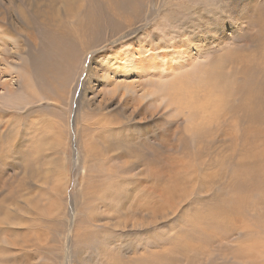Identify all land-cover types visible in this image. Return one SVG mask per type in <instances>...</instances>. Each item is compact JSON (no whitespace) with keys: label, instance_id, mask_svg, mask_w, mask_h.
<instances>
[{"label":"rangeland","instance_id":"1","mask_svg":"<svg viewBox=\"0 0 264 264\" xmlns=\"http://www.w3.org/2000/svg\"><path fill=\"white\" fill-rule=\"evenodd\" d=\"M38 1L0 0V175L8 184L15 176V182L24 181L17 185L19 191L13 186L16 199L9 200L14 205L6 200L4 206L30 204L19 212L11 206L10 231L4 225L8 214L0 213V223L7 220L0 224V247L8 248L0 249V263L76 264L77 253L81 264H147L150 259L155 264H264V120L256 117L251 130L233 126L225 144L213 137L222 131L211 123L202 126L201 148L191 138L184 140L186 123L158 95L166 80L159 74L174 58L169 47L187 48L172 44L165 34L154 41L149 32L157 18L130 30L116 31L106 23L95 35L82 34L73 19L83 21L80 13L96 0L56 1L59 10L52 12L49 7L57 9L56 3ZM258 3L264 6V0ZM42 7L50 13L44 15ZM207 8L225 22L219 34L226 33L230 41L208 43L204 37V49L188 48L194 57L184 71L199 64L205 69L226 50L235 52L236 45L245 44L243 33L258 30L249 27V19L217 14L222 8L217 3L204 0ZM19 9L38 23L28 25ZM35 11L45 20L72 19L62 26L73 31L72 41L78 43L67 45L71 58L48 80L35 61L49 44L47 27ZM119 19L127 18L123 14ZM159 27L154 30L160 32ZM190 42L200 43L195 38ZM157 43L164 48L156 49ZM241 52L250 65L235 63L232 68L242 72L237 77L233 70L225 73L226 80L239 84L251 71L247 67L262 60L250 45ZM173 73L163 75L172 80ZM259 78L264 85V71ZM230 95L241 102L235 91ZM253 105L264 114L260 100L248 107ZM217 112L220 120L229 104ZM138 196L154 209V218L147 211L128 210L141 204Z\"/></svg>","mask_w":264,"mask_h":264},{"label":"bare ground","instance_id":"2","mask_svg":"<svg viewBox=\"0 0 264 264\" xmlns=\"http://www.w3.org/2000/svg\"><path fill=\"white\" fill-rule=\"evenodd\" d=\"M56 1L57 2L64 1L65 3L67 1L70 2L73 0H70V1L69 0H52L50 3L54 5ZM108 1L111 3V5L109 4L111 9L109 8L106 0H96L95 4L92 0H90V2H93L91 3V5H94V6L93 7L88 6V8H86L85 10L83 9L84 11L82 10L83 12L80 14H82L81 18L83 19V21H79L78 19H73L77 22L78 28L82 32V34L90 33L92 35L93 34L95 35L99 31H103V29H105L104 24L106 23H109V24L112 23L113 28L117 29L116 31L128 30V29L130 30L132 28L134 29L135 25L137 26L138 24L139 25L145 24L148 21V19L153 18V21H155V18H157L155 22V26L151 28L149 32V34L151 33L154 36V39L153 38L152 39L154 41L157 39L160 41L164 38L163 36L165 34L171 37L172 44L174 45L179 44L180 48H187L186 51H181V50H177L175 47H169L170 49H172V55H174V58L171 56L172 62L170 63V66L166 68L164 71L161 70L162 73L159 74L161 78L165 76L166 80L164 84L159 87V95H158L159 99H167L166 106H171L172 110L173 108L178 110V116L181 119L183 118L182 120L186 123L184 127V131L188 133V137H184V140L186 138H191L192 141L197 142L198 144L196 145H199L201 148L202 146H204V142H205L204 141V135H205L204 128L202 126L206 127V123H211V124H214V126L219 131H222L221 135H220V132H218L219 134H215L213 137H215L216 135L219 136L220 138L223 139V141H221L222 144H225L229 140V137L226 139L227 137L226 135L230 134L229 130L233 126L241 125L244 129L246 128L245 130H251L254 128L253 125L250 123L251 121H254L258 118H261L264 120V114L262 110H259L261 112L256 113L254 110L255 105H253L252 107H248L249 105H252L254 101L256 100H260V106L264 104V92H263L264 85H263V81L259 78V74H261L264 71V66L262 65L264 63V19L263 18L260 19V13L264 11V6L261 3H258V0H222V2L217 3L222 6L219 13L217 14L224 15L227 13L229 16H235L233 18L234 19L237 18V20H240V21L249 19L248 21L249 27L255 26V27H258V30L256 31V33H252L251 29L250 31H246L245 33H243L241 37L245 39L246 43L245 44L243 43L242 45H236L234 48L235 52L232 51L231 49L226 50L214 62L211 61L210 64H208V66L205 69H204V65L199 64L195 66L194 68H192L191 70H187V71H184V67L185 65H189L190 61L194 57V54L192 52H187L189 47L193 49L196 45L198 48L201 47V49H204V37L207 39L208 43H211L212 41L216 42L218 41V39H222L223 42L230 41L226 33L219 34L221 33V27L224 26L225 22H218L217 18H215V16H212V14H214V11L212 9L207 8L204 11V0H147L146 7H144V4H143V2H145L146 0H108ZM149 1L153 3V7L149 5ZM41 2L38 1L37 3L41 4ZM48 2L46 3L43 1V3H45L46 6H49L47 5ZM67 7H68V12L70 14L71 13V10H69L70 6H67ZM42 8L45 9L44 11L46 12V8L44 7ZM43 9H42V12H43ZM49 10L50 12L59 10L58 4H57V9L52 8L51 6L49 7ZM50 12H46V13L43 12V13L44 15H46L47 13H50ZM36 13L37 12L35 11V15L38 14ZM19 14L23 15V17L26 18L28 25H30L31 27L38 23V21H36L37 23H35L32 20L30 21V19H28V16H26V12L23 9H19ZM123 14L125 15L127 19H123L122 21L119 18H121ZM39 15L40 14L36 16V19H40L39 22H41V24L47 27L44 29H46V33L49 36V41H47L49 44L48 45L46 44V46L43 48L45 50L42 52V54H40L41 59H39L38 61V59L36 58L35 61L38 62L37 68H38V72L40 73L41 77L47 78L48 80L49 78L53 77L54 73L58 72L59 69H62L60 68V63H62L63 60H68L71 58V52L67 48V45L78 46L77 45L78 43L72 41L74 38V35L72 34L73 31L71 32L63 28L62 25H63L64 19L45 20L43 14H42L43 18L42 16L40 17ZM66 17L68 20V19H71L69 17H72V16L68 15ZM70 21H72V19ZM70 21H66V22H70ZM156 25L160 26L158 29L160 30V32H157L154 30ZM101 28L103 29L101 30ZM211 30L216 31L218 34H210ZM194 38L200 43L197 42V44H193L192 42H190ZM95 40L98 41V39H95ZM95 40H92V41L95 42ZM79 43L81 44V40L79 41ZM149 43H150L149 44L150 46L153 45L151 41H149ZM90 44H92V42ZM129 44L130 42L126 43V45H129ZM248 45L254 48V52L256 51L255 53L259 55L260 57H262V60H257V62L253 64V66L247 67V69H250L251 71L247 73L244 76V78H242L243 80L242 83L240 84L237 83L233 78L226 80V74L231 70L235 71L234 74L232 75L233 77L239 76L240 73L242 74L241 71L238 72L235 68H232L233 65H235V63L237 62H239L240 64L249 63L250 60L247 58V60H249L247 61L246 57H244L241 52L242 49L248 48ZM163 48L164 47H162L161 44L157 43L156 49L159 50ZM154 49L155 48H153L152 50L153 52L155 51ZM197 52L199 53V51ZM73 57L74 56L72 55V58ZM156 58L160 59L159 57H156ZM71 60H74V59H71ZM40 61H41V64H40ZM247 65H250V63ZM159 68H161V65H159ZM169 71L174 72L173 76L175 77L172 80L170 79L169 74L163 75V72L167 73ZM177 71H180V72H177ZM212 71L216 72L213 76H211ZM62 73L63 72L61 71L60 74L62 75ZM58 77L60 76L58 75ZM64 77L67 78L68 74L65 73ZM209 77H212L213 79H210ZM220 79H221V83H219ZM219 84H222V85L219 87H216ZM9 86L10 85H8V87ZM232 91H235L237 93L238 97L241 99V102L232 98V95H230ZM219 92L222 93L223 98L221 97V95H219ZM241 93H243V97H241ZM153 94L154 92L149 93V95H153ZM216 96L219 97V100L217 101H216ZM227 103L229 104V112L222 115V117L219 120V112H217V109H219L221 105L227 104ZM175 104L177 105L178 109L175 108L176 106ZM115 124H119V122H116ZM147 128H151V126H147ZM197 130L202 133L201 134L199 133L200 135L196 137V135H198V133H196ZM248 137H250L249 131H248ZM230 140L235 141V138L231 137ZM85 157H89V156H85ZM15 179H16V176H15ZM15 179L13 178V181H14L13 184H11L10 182H9L10 184H8V182L3 179V176L0 175V196L2 197V199L0 200V203L2 204L0 205V213L5 212V214H8L7 218L3 217L2 219L6 218L7 220H9V218H11L10 213H11V210L14 208V206L11 205L13 207L12 208L11 206H8V205L4 206V204H6L5 202L10 201L9 200L11 198L10 196H13V198L16 199L14 197L16 192L15 190H13L14 189L13 186L15 185L17 186L24 182L22 181L23 179L22 180L20 179L17 183L15 182ZM17 188L19 191L18 186ZM21 193L22 192H20L19 194L20 197H22ZM98 193L101 195L100 192ZM125 196H128V195L125 194ZM120 198H122V196ZM20 199H24V198H20ZM6 200H9V201H6ZM117 200L122 201L119 198ZM135 200H139L138 202H140L145 209L142 208V206L139 207L141 204L137 202L139 206H137L136 204V205H132V207L131 206L128 207V210L132 211L131 214L132 213L136 214L138 211L142 213H144L143 211H147L146 213H149L150 217L154 218V215H155L154 209L150 207V204L146 205L142 203V201L144 200L143 196H138V199L135 198ZM9 203H11V201ZM25 204H27L26 206L28 207L30 206V204H28L26 201H25ZM132 204H134V199L132 201ZM17 205L20 206V207H15V208H20L18 209V212L19 210H22V209L23 211L27 210L24 208L26 206L22 207L19 203ZM149 209L150 210L152 209L151 212L149 211ZM17 218L18 216L16 215L15 219ZM2 219H1L0 224H2V221H3ZM10 223H12L10 222V220L7 221L6 224L4 223L5 228L7 225L9 231L11 230V227H13L10 225ZM6 232H7L6 229L3 230L4 234H6ZM11 243L12 242H10V245H12ZM0 249L7 250L8 248L4 249L0 247ZM15 252H16V249H15ZM76 254H75L76 264L78 263L81 264L82 261L81 260L78 261ZM2 258H4V256H2ZM2 261H3V264H5L4 261L7 262L6 260H2ZM149 262L150 263H147V264L156 263L152 259H150ZM139 263H141V261ZM141 264H144V263H141Z\"/></svg>","mask_w":264,"mask_h":264},{"label":"snow or ice","instance_id":"3","mask_svg":"<svg viewBox=\"0 0 264 264\" xmlns=\"http://www.w3.org/2000/svg\"><path fill=\"white\" fill-rule=\"evenodd\" d=\"M220 2H222V0H209V3H213V4L220 3Z\"/></svg>","mask_w":264,"mask_h":264}]
</instances>
